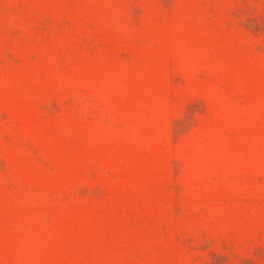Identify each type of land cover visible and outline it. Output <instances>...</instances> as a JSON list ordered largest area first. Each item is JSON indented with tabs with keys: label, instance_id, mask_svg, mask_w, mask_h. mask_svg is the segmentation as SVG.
<instances>
[{
	"label": "rangeland",
	"instance_id": "374dc122",
	"mask_svg": "<svg viewBox=\"0 0 264 264\" xmlns=\"http://www.w3.org/2000/svg\"><path fill=\"white\" fill-rule=\"evenodd\" d=\"M0 264H264V0H0Z\"/></svg>",
	"mask_w": 264,
	"mask_h": 264
}]
</instances>
